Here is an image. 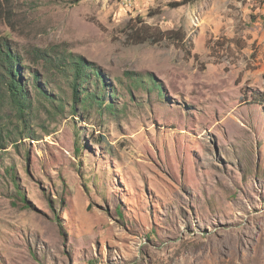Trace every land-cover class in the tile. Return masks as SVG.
Masks as SVG:
<instances>
[{
    "label": "rangeland",
    "instance_id": "1",
    "mask_svg": "<svg viewBox=\"0 0 264 264\" xmlns=\"http://www.w3.org/2000/svg\"><path fill=\"white\" fill-rule=\"evenodd\" d=\"M183 2L0 0V264H264V0Z\"/></svg>",
    "mask_w": 264,
    "mask_h": 264
},
{
    "label": "trees",
    "instance_id": "2",
    "mask_svg": "<svg viewBox=\"0 0 264 264\" xmlns=\"http://www.w3.org/2000/svg\"><path fill=\"white\" fill-rule=\"evenodd\" d=\"M85 0H74L75 3H80ZM198 0H184L182 5L193 4ZM148 38L147 40H149ZM145 41V39H144ZM24 61L19 57L16 58L15 51L11 49L9 46L4 45L0 47V87L5 85L8 87V92L13 99V102L19 108V112L21 115L25 114L27 109H29L28 99L29 93L25 91V87L22 84V81L18 79V77H22V72L20 68H18L19 64H22ZM77 77L81 81H88L91 78V75L88 73V68H86V64L84 62L77 63ZM93 74L100 77V73L97 69H90ZM38 76H36L37 78ZM38 79V78H37ZM78 82V81H77ZM78 83H75L74 93L76 98H78L81 94V91L78 90ZM40 87V86H39ZM42 88V87H41ZM155 89H160V86H156ZM44 97L49 98L45 93L41 92ZM99 100V97H96ZM19 197L24 199V195L19 192Z\"/></svg>",
    "mask_w": 264,
    "mask_h": 264
}]
</instances>
